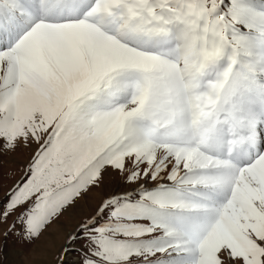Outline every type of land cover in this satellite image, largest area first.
<instances>
[{"label": "snow or ice", "instance_id": "1", "mask_svg": "<svg viewBox=\"0 0 264 264\" xmlns=\"http://www.w3.org/2000/svg\"><path fill=\"white\" fill-rule=\"evenodd\" d=\"M0 192V255L264 264V0H0Z\"/></svg>", "mask_w": 264, "mask_h": 264}, {"label": "rangeland", "instance_id": "2", "mask_svg": "<svg viewBox=\"0 0 264 264\" xmlns=\"http://www.w3.org/2000/svg\"><path fill=\"white\" fill-rule=\"evenodd\" d=\"M26 155L27 153L24 154L25 157ZM21 158L23 157L12 156L9 157V160L15 162ZM14 166V163L10 165L9 175L4 177L5 187L13 174L18 175V173L11 172V168ZM65 224L70 226V222L67 220ZM61 238L62 232L59 226L49 229L44 236L31 245H22L15 237H12L8 240L3 254L0 255V264H53L55 246L58 245Z\"/></svg>", "mask_w": 264, "mask_h": 264}]
</instances>
